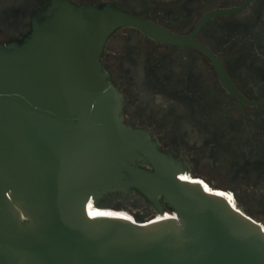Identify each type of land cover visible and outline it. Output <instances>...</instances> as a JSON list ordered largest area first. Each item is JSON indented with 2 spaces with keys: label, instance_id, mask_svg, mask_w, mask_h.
<instances>
[{
  "label": "water",
  "instance_id": "95a60500",
  "mask_svg": "<svg viewBox=\"0 0 264 264\" xmlns=\"http://www.w3.org/2000/svg\"><path fill=\"white\" fill-rule=\"evenodd\" d=\"M122 26L187 41L115 8L56 0L22 44L0 45V264H264L259 220L220 189L186 182L191 175L122 123L100 63ZM215 65L241 103L264 102L243 99ZM141 158L153 172L129 165ZM119 184L162 197L172 217L102 216L121 207L96 204Z\"/></svg>",
  "mask_w": 264,
  "mask_h": 264
},
{
  "label": "flooded vegetation",
  "instance_id": "af4514ba",
  "mask_svg": "<svg viewBox=\"0 0 264 264\" xmlns=\"http://www.w3.org/2000/svg\"><path fill=\"white\" fill-rule=\"evenodd\" d=\"M55 1L0 0V45L22 44ZM62 1L115 8L187 39L161 42L131 26L107 37L100 63L119 97L122 123L144 132L175 171L220 189L233 203L245 195L238 206L264 222V102L241 103L215 65L243 99L264 100V0ZM129 165L153 172L144 158ZM110 201L138 210L137 220L172 211L162 197L127 184L96 204Z\"/></svg>",
  "mask_w": 264,
  "mask_h": 264
},
{
  "label": "bare ground",
  "instance_id": "6f19581e",
  "mask_svg": "<svg viewBox=\"0 0 264 264\" xmlns=\"http://www.w3.org/2000/svg\"><path fill=\"white\" fill-rule=\"evenodd\" d=\"M186 182H196L197 184H200V185H202L203 187H205V188H208L207 187V184H203V182H197V180H196V178L194 179V180H192V176H188V179L187 180H185ZM209 189V188H208ZM219 192V191H218ZM220 194H222L223 196H227V195H225V193H222V192H219ZM228 199V198H227ZM228 200H230V202L232 203L233 201L231 200V198H229ZM167 214V216L169 217V218H171L172 217V215H170V214H168V213H166ZM102 216H110V217H120V218H124V219H128V220H133V218L129 215V214H127V213H125V212H122V211H112V210H109V209H107L103 214H102Z\"/></svg>",
  "mask_w": 264,
  "mask_h": 264
},
{
  "label": "rangeland",
  "instance_id": "374dc122",
  "mask_svg": "<svg viewBox=\"0 0 264 264\" xmlns=\"http://www.w3.org/2000/svg\"><path fill=\"white\" fill-rule=\"evenodd\" d=\"M234 200H235V202H236V200H237V202H236L237 205H239L238 202H240L241 204H243L244 201H245V195H238V196L236 197V199H234ZM235 202H234V203L232 202L233 206L235 205ZM109 210L125 212V213L129 214L134 220H137V217H135L134 215H132L131 208L119 207V208H110ZM168 214H169V213H168ZM257 214H258V213H257ZM259 215H260V214H259ZM139 221H140V220H139ZM259 221L264 225V222H263V221H261V220H259Z\"/></svg>",
  "mask_w": 264,
  "mask_h": 264
}]
</instances>
